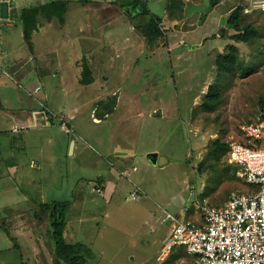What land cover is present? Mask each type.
<instances>
[{
    "label": "rangeland",
    "instance_id": "374dc122",
    "mask_svg": "<svg viewBox=\"0 0 264 264\" xmlns=\"http://www.w3.org/2000/svg\"><path fill=\"white\" fill-rule=\"evenodd\" d=\"M248 1L220 0L216 6H212V0H142L151 15H143L138 6L133 16L140 25L139 30L150 29L149 25L152 24L161 34L154 38L150 47L173 49L168 54L164 50L165 60L157 63L153 60L152 69L159 77L154 82L159 84V88L151 87L145 91L142 89L144 83H135L137 76L133 69L136 66L127 64L126 59L132 56L126 55L120 56L121 65L113 64L116 69L108 71V74L98 71L99 88L90 87L79 95L83 99L97 97L95 106L97 104L99 108L112 110L116 103L113 102L117 99L112 92L120 85L122 97L126 99L115 114L119 117L124 113L127 120L118 122L108 119L104 126L92 125L87 116L89 106L84 107L79 101L82 104L80 112L85 118L83 121L82 115H78L80 112L77 113L76 122L78 119L83 121V125L79 123L77 132L80 134L81 127L86 130L91 148L85 146V150L77 151L75 157L67 156L68 136L61 132L56 134L58 156L62 163H58L57 183L50 193L57 198L60 206L65 204V200L69 201L66 202V218L69 220L71 216L79 230L71 240L85 245V264H158L159 240L166 236L171 224L162 222L166 210L179 217L185 214L186 205L194 207L197 194L200 200L206 198L211 204L220 206L233 194L256 188L245 181L240 167L228 163L226 154L220 160L211 154L214 140L220 138L228 143L231 139H242L238 134L239 124L254 121L264 112V13L253 12L241 19L244 26L252 24L255 27L254 31L246 34L248 41L233 39L238 32L228 24L234 8L246 6ZM166 4L173 6L168 7L169 20L164 23L163 18L158 16L163 15ZM152 18L156 21L152 22ZM113 22H117L114 24L116 30L129 34L128 40L137 39L139 51L143 46L140 33L137 36L131 31V26L128 28L117 18ZM98 25L99 22L96 26L89 24L87 30L97 31ZM101 27L103 24L100 30ZM117 38L121 44L122 35ZM94 42L96 45L101 43L95 37ZM232 43L238 47L235 70L222 72L217 58L227 55ZM151 62L148 60L147 65ZM248 66L253 70L243 75L244 68ZM82 79L90 80L91 76L85 73ZM212 84L219 90L217 106L205 111L201 105ZM56 95L62 100L65 98L59 91ZM76 106L79 105L64 102L55 115L58 122L60 116L64 115L63 120L69 130L72 128L68 124L69 118H72L69 113ZM156 107L162 109L164 117L146 115L142 120L134 112L129 118L130 108L146 110L147 114L149 109ZM95 110L91 116L93 121L98 120ZM99 133L109 142L115 143L114 138H118L122 146L131 147L137 139L141 145L157 148L170 158L171 164L162 168L159 164H148L147 158H138L133 161L138 170L130 176L132 180L117 172L115 189L107 183V194L92 191L91 182L95 183L97 176H100L102 165L103 169H108V162H103L100 144L96 142L99 141ZM67 169L72 171L68 172L67 178H63L61 172ZM131 183L138 188V199L130 200V195L136 190ZM194 208L186 218H194ZM183 249L177 246L173 250L178 254Z\"/></svg>",
    "mask_w": 264,
    "mask_h": 264
},
{
    "label": "crops",
    "instance_id": "0c3cea01",
    "mask_svg": "<svg viewBox=\"0 0 264 264\" xmlns=\"http://www.w3.org/2000/svg\"><path fill=\"white\" fill-rule=\"evenodd\" d=\"M2 1L9 3V17L5 19L0 15V264H67L59 257L57 243L53 237L51 214L46 209V206L57 203V198L50 193L52 186L57 183L58 163L62 161L58 156L56 134L61 132L68 136L67 156L75 157L77 151L85 150V146L91 148L86 130L81 127L80 134L77 132L79 123L83 125L85 118L80 112L82 104H79V101H82L84 107L89 106L87 116L92 125L104 126L109 122L108 119L127 121L124 113L119 117L115 114L126 99L125 96L122 97L120 85L112 92L117 98L113 102L116 103L112 110L99 108L97 104L95 106L97 97L83 99L79 96L83 90L88 91L90 87L99 88L96 77L98 71L108 74V71L116 69L113 64L121 65L120 56L131 55L132 57L126 61L127 64L136 66V69H133L136 70L137 76L134 78L135 83H144L142 89L145 91L151 87L159 88V84L154 82L159 77L152 69L153 60L155 59L156 63L165 60L164 50H167L168 54L173 49L150 47L146 37L136 26L138 21L135 20L133 13L137 9L133 11L128 7L123 9L117 4L120 1L61 0L65 3L63 19L57 15L49 19L42 12L33 23L35 30L29 39L25 36V23L21 18L23 11L30 7H42L49 1L0 0ZM165 7L163 15L158 16L163 18L164 23L169 20L167 4ZM116 18L127 24L128 28L131 26V31L137 33V36L138 32L140 33L143 46L139 51L136 38L128 40L129 34L116 30L114 24L117 22H113ZM98 22L99 30H87L89 24L96 26ZM101 24L103 27L100 30ZM121 35L123 41L120 44L117 36ZM94 37L101 43L96 45ZM148 60L152 62L147 65ZM143 61L146 62L142 64ZM85 73L91 76L90 80L82 79ZM39 86L42 88L36 92ZM105 87L106 83L104 90ZM57 91L65 97L63 100L56 95ZM69 101L79 105L69 113L72 116L68 123L72 127L70 130L69 127L62 128L60 121L58 122L55 117L59 113V107H63V103ZM136 109H129L130 119L134 112L141 116L142 120L146 115L165 116L159 107L149 109L147 114L146 110ZM94 110L98 115L96 121L91 118ZM77 113L82 115L83 121L78 119L76 122ZM14 127L24 129L15 132ZM124 135H127V132H124ZM73 138L75 145L70 152ZM97 139L99 141L96 142L100 144L101 149L100 156L103 157V162H108L106 163L108 169H103L101 164L104 172L100 170V176L95 180L103 187V195L107 194V183L115 189V173L118 172L123 177L129 176V180H132L130 176L138 170V168L134 170L136 164L133 161L138 158H147L148 164H152L148 155L157 153L160 158L163 157V163L160 164L159 161L157 163L162 168L171 164L170 158L157 148L141 145L137 139L131 147L122 146L118 138H114L115 143L104 140L100 133ZM165 156L169 160L167 158L165 160ZM98 163L100 164L99 161ZM71 171L69 169L62 171L61 176L67 178L68 172ZM122 171H127L128 175H122ZM131 185L133 186V183ZM133 187L138 189L136 186ZM197 195L196 200H200ZM188 206H185V214L179 217L186 218L187 213L193 209ZM196 213L198 214L197 211ZM196 213L192 216L198 219L199 214ZM74 224L70 216V219L66 220L64 230V238L68 243H79L71 240L79 233L78 227ZM171 227L170 224L166 236L159 240L161 245L158 251ZM176 254L173 250L163 264H193L192 257L184 249Z\"/></svg>",
    "mask_w": 264,
    "mask_h": 264
},
{
    "label": "built area",
    "instance_id": "2783aa9c",
    "mask_svg": "<svg viewBox=\"0 0 264 264\" xmlns=\"http://www.w3.org/2000/svg\"><path fill=\"white\" fill-rule=\"evenodd\" d=\"M243 12L264 13V0H249ZM40 90V86L36 88V92ZM63 117L60 125L66 128ZM22 129L14 127L13 131ZM238 134L242 139L228 141L227 161L240 167L245 181L256 188L233 194L220 206L206 198L196 200L193 208L198 219L166 211L162 222H171L172 227L157 255L159 264L165 263L177 246L192 257L193 264H264V112L254 121L240 123ZM121 173L128 175L127 171ZM91 183L93 191L104 194L97 182ZM138 198L137 193L130 195V200Z\"/></svg>",
    "mask_w": 264,
    "mask_h": 264
},
{
    "label": "trees",
    "instance_id": "16d2710c",
    "mask_svg": "<svg viewBox=\"0 0 264 264\" xmlns=\"http://www.w3.org/2000/svg\"><path fill=\"white\" fill-rule=\"evenodd\" d=\"M120 2L117 3L121 8L130 9L131 11L136 10L138 6L142 9L143 15H151V11L146 6L142 0H119ZM174 2V0H171ZM220 0H212V6H216ZM147 2V1H145ZM173 5L169 8H172ZM244 5H238L234 8L231 12V15L228 18V24L238 32L233 35V39L237 41H248L247 33L250 31H254L255 27L252 24L244 26L242 24L243 17H245L243 10ZM45 13L46 16L50 19L53 15L59 16V18L63 19V14L65 13V3L61 0L51 1L48 4L42 7H30L23 11L22 20L25 23V36L27 39L31 37V34L35 30V19L39 17L41 13ZM161 19V18H158ZM157 19V20H158ZM156 19L152 18V22H155ZM138 29H140L139 23L136 24ZM150 29H145L142 31L143 35L146 37L149 44H151L154 38L161 34L160 30L157 27H153L152 24L149 25ZM230 52L227 55L221 56L217 58L219 69L222 72L235 70V58L236 53L238 51V47L235 44H230L229 46ZM253 69L248 66L244 68L243 75L249 74ZM219 96V90L216 85L212 84L209 87L208 92L205 95V101L202 103L201 108L205 111H211L216 108L217 101ZM228 151V143L222 141L220 138L214 140L211 146V154L212 156L220 160L221 156L225 155ZM133 193H139L137 190ZM139 195V194H138ZM60 203H54L53 205L46 206V209L50 211L51 217V224L53 225V237L57 243V248L59 252V257L62 258L67 264H85L86 257L83 253L84 249H86L85 245L81 242L79 243H68L64 238V230L66 227V210L67 204L63 203V205H59Z\"/></svg>",
    "mask_w": 264,
    "mask_h": 264
},
{
    "label": "water",
    "instance_id": "95a60500",
    "mask_svg": "<svg viewBox=\"0 0 264 264\" xmlns=\"http://www.w3.org/2000/svg\"><path fill=\"white\" fill-rule=\"evenodd\" d=\"M0 15L2 18L5 19L9 17V3L7 1L0 2ZM74 145H75V139L73 138L70 145V152L73 150ZM148 159L153 164H157L158 161L160 162V164L163 163V157L160 158L157 153H150L148 155ZM165 160L167 159L165 158Z\"/></svg>",
    "mask_w": 264,
    "mask_h": 264
}]
</instances>
